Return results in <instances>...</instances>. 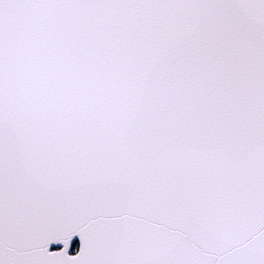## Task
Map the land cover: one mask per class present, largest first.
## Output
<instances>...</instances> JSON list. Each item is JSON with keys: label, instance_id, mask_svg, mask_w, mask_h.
I'll list each match as a JSON object with an SVG mask.
<instances>
[{"label": "snow or ice", "instance_id": "6c2138e0", "mask_svg": "<svg viewBox=\"0 0 264 264\" xmlns=\"http://www.w3.org/2000/svg\"><path fill=\"white\" fill-rule=\"evenodd\" d=\"M0 264H264V0H0Z\"/></svg>", "mask_w": 264, "mask_h": 264}]
</instances>
